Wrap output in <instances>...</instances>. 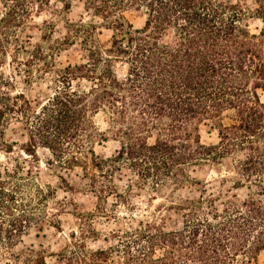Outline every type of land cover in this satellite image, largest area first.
Segmentation results:
<instances>
[{
  "label": "trees",
  "instance_id": "obj_1",
  "mask_svg": "<svg viewBox=\"0 0 264 264\" xmlns=\"http://www.w3.org/2000/svg\"><path fill=\"white\" fill-rule=\"evenodd\" d=\"M83 1L111 36L103 45L97 21L69 23L58 50L77 43L81 59L66 65L53 45L44 52L29 34L12 31L29 29L44 0H14L0 17V67L13 45L11 62L25 67L24 82L49 75L50 90L34 103L14 83L21 72L0 69V258L47 264L45 251L34 245L15 252L31 224L45 219L42 206L54 196L33 179L41 148L51 155L47 165L79 168L88 180L71 184L61 175L65 188H84L97 199L93 210L63 202L75 207L78 228L62 253L68 264H258L264 250V0H255L252 12L262 22L258 33L238 1ZM129 8L144 12L142 27L125 18ZM207 121L218 130L217 143L201 141ZM17 127L26 137L20 145L7 138ZM107 135L119 146L101 157L95 144ZM201 166L220 175L215 190L196 176ZM123 177L128 183L120 188L115 178ZM168 186L188 190L169 205L181 213L180 225L169 227L165 215L129 221L138 209L131 196ZM112 196V207L122 205L127 216L106 208ZM97 216L114 220L116 228L102 235ZM101 235L103 246L88 245Z\"/></svg>",
  "mask_w": 264,
  "mask_h": 264
},
{
  "label": "rangeland",
  "instance_id": "obj_2",
  "mask_svg": "<svg viewBox=\"0 0 264 264\" xmlns=\"http://www.w3.org/2000/svg\"><path fill=\"white\" fill-rule=\"evenodd\" d=\"M232 1L240 2L248 11L249 14L246 16V22L249 29L252 32L258 33L262 27V22L252 14L256 8L255 0ZM13 3L14 0H0V17L8 10V5H12ZM44 3L45 5L38 9V11L35 8L33 9L32 17L29 19V22L31 23L29 29H24L25 31L20 32L17 27L12 31H15L14 33L17 34L19 33L21 37L25 33L29 34L32 38V43H40L44 52L51 53L52 51L50 48L51 45H53L54 48L52 50L57 53L55 58L59 64L66 65L69 62H77L81 59V52L77 43L64 45L58 50V47L60 46H58V42L69 34V23L97 21L99 27V33L97 36L103 45H108L111 31L102 27V25L99 24L100 19L94 17L91 12L86 10L83 0H44ZM124 16L130 21L134 28L142 27L144 24L145 15L142 10L129 8L124 12ZM10 47L11 48L8 50L7 54L8 56L5 59L6 63L0 67V69L6 74L17 72L19 70L21 74H17L14 79L17 90L25 91L28 98L34 103L42 102L45 98V94L50 91L47 88L49 75L46 76V80L34 77L31 82H24L23 69L25 67L20 64L16 65L15 62H11V55L14 51L13 45ZM33 73L34 75H38L35 66L33 67ZM43 74L44 73H42V75ZM259 93L260 99L264 103V90H260ZM96 120L101 131L107 132L108 125L103 119V116L99 115ZM200 135L201 141L205 144L217 143L219 139L217 128L212 122L208 121L200 125ZM7 138L15 140L18 145L26 140L22 130L18 127L11 129L7 133ZM118 146V141L113 140L107 135L103 140L96 142L95 151L101 157H110L114 154ZM15 150L20 152V147H15ZM37 158L39 162H36L35 166L32 168L33 179L44 187L49 185L53 188L54 196H49L44 206H42L45 209V219H43L42 222L31 224L29 229L23 234L22 241L16 246L15 252L18 253L25 251L31 245H34L36 249H43L45 251L47 264H68L67 259L62 253L67 250L70 245L69 233L78 228L76 218L72 215V212L75 211V207L70 203L65 204L64 207L63 202H67V199H73L76 201L80 210H93L97 204V199L92 192L86 191L84 188H79L75 191H70L65 188V183L60 179L61 175L71 184L75 181L78 183L80 181H88L87 179H81L80 176L82 174L79 168H75L71 171H64L57 167H50L47 165L46 161L51 158V155L46 149L40 148L37 153ZM3 160L4 157L1 155L0 161ZM195 174L199 178H205L209 181V190H215L218 187L220 175L217 174L216 171L211 170V167H198ZM117 176L118 174L116 177ZM115 182L120 188H124L128 183L125 177H123L122 180L115 178ZM230 184L231 181L227 183V186H230ZM187 193V189L173 192L172 187L168 186L154 194L151 191L145 190L141 192L139 196L133 195L131 196V200L137 205L138 209L132 213L134 217L133 220L129 221L136 222L141 219H152L165 215L169 227L178 226L182 221L181 213L169 205L171 200H177L178 194L184 196ZM237 194L239 197L245 196L246 189L237 191ZM114 200L115 197L112 196L109 198L107 204H105L108 210L112 211L116 208L111 205ZM116 209L119 217H122L123 215L127 216L128 211L122 205ZM94 223V226L101 231L102 235L108 233L110 229L116 228L114 220H104V218L100 216L96 217ZM102 235L97 241L87 239L88 245L92 248L103 246L105 242ZM0 264H18V262L14 260L7 261L4 258H0ZM258 264H264V250H262L258 256Z\"/></svg>",
  "mask_w": 264,
  "mask_h": 264
}]
</instances>
